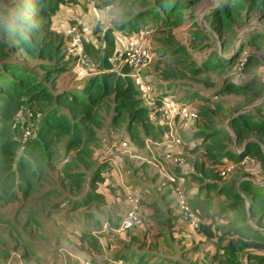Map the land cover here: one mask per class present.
<instances>
[{
  "label": "trees",
  "instance_id": "16d2710c",
  "mask_svg": "<svg viewBox=\"0 0 264 264\" xmlns=\"http://www.w3.org/2000/svg\"><path fill=\"white\" fill-rule=\"evenodd\" d=\"M88 2H96L94 6L97 8L114 10L117 17L123 20L118 26L120 30L128 27L129 31L139 32L147 25L157 28V32L161 35L160 42L164 46L160 56L168 57L173 69L171 72L166 67H155L159 70V74L167 79L165 81L184 77L186 69L192 75L201 72V69L194 70L192 66L183 65L189 50L179 44L173 32L183 23L182 12L195 4V0H15L12 2L16 14L11 24H0V35L11 34L17 39V44L13 45L9 52L21 49L26 54L45 62H41L38 66L42 70L40 76L32 69L15 63L9 52L0 50V211L13 202L22 204L29 201L37 202L34 193L43 186L50 171L55 169V161L58 158H64L61 159L62 162L69 158L73 164L77 159L84 160L85 155L89 153L88 145L96 143L98 130L104 124L100 114L103 106L108 110L112 108L111 122L124 124L126 131L140 147L145 144L142 135L153 142H161L168 131L167 126L157 125L151 120L149 112L156 113V109L145 104L129 75L131 68L125 63L118 64L122 56H117L114 27L102 30L100 23H96L93 33L100 44L97 45L85 37L82 40L84 51L89 63L92 64L90 74L79 86L55 89V79L67 71V67L63 63L64 33L60 35L52 29V18L62 5L77 4L82 9H86ZM252 11H260L261 16L264 17V0H221L209 11L210 22L222 39L223 47L235 34L234 27L241 26L243 15L244 18H248ZM75 21L69 23H77ZM77 25L81 29V26ZM248 44L254 45L252 38ZM241 50L242 47L226 59L217 54L215 63H212V57L208 56L204 66L233 67L240 70L239 74L241 71L247 72L249 65L253 64L252 58L246 56L245 61L239 62ZM179 58L183 60L179 61ZM175 64L181 66L176 69L173 66ZM256 85L262 86L259 93L264 90V83L261 80L253 78L252 75H247V78L239 75L236 78L224 79L212 92L246 96L255 92ZM197 96L195 97L201 100L203 106L196 110L198 115L195 120L196 128L187 140L195 141L193 149L198 152L199 158L193 157L188 165L190 168L186 164L189 170L185 168L183 172L184 176L188 177L186 180L188 184L194 181L197 187L191 191L184 189L187 209L186 211L179 209L180 215L185 216L190 222L194 216H197L198 221L194 229L206 237L217 238V247L212 254V260H217L218 264H239V254L244 249H264V233L252 228H250L251 233L248 234L234 228L224 233L217 230L214 233L212 230L211 226L216 219H223L222 212L225 210L223 207L220 211H215L213 200L226 197L227 189L232 188L229 183L224 182L228 174L223 177L219 173L218 166L223 164V159L219 158V144L214 138L220 136L231 141L232 139L223 127H215L213 115L223 113L221 105L217 104L214 108L209 105L207 97L199 94ZM217 96L218 93L215 94V97ZM263 108L264 101L251 111H241L229 121L237 144H241L242 141L245 143L243 149L238 146L242 149L240 153H236V149L233 148L230 160L235 166H242L240 161L245 156L256 158L255 152L262 157L261 146L251 138L246 141L245 139L250 136L254 138L264 136V119L255 120L250 115L253 111L264 114ZM23 112H30L31 117L35 119L33 123L35 128L31 126L33 134L27 142L22 141L23 133L19 125L21 121L19 116ZM201 119L206 124L200 123ZM251 132L255 134L251 135ZM254 146L258 148L255 152ZM262 160L260 161L264 168V160ZM140 165V169H144L147 163ZM100 170L101 165L93 168L87 183L79 179L80 173L66 171L63 181L60 180L61 185L66 181L69 183V193L79 196L77 206L84 207L83 215L94 221L91 208L96 209L104 203L103 194L95 190L97 181L103 177H100ZM180 175L183 176L181 173ZM249 176L248 173H242L238 186L239 188L243 186L247 192L246 200L245 197L243 198L248 204L250 218L261 224L264 223V183L253 181L248 178ZM200 190L201 192L203 190L202 194ZM54 193L53 189L47 188L39 197L45 199ZM253 259L255 264H264V254H255Z\"/></svg>",
  "mask_w": 264,
  "mask_h": 264
},
{
  "label": "rangeland",
  "instance_id": "374dc122",
  "mask_svg": "<svg viewBox=\"0 0 264 264\" xmlns=\"http://www.w3.org/2000/svg\"><path fill=\"white\" fill-rule=\"evenodd\" d=\"M14 1L15 0H0V24H11V20L16 14V10L13 6L14 4H12V2ZM220 1L221 0H195V4H193L189 9L182 12L184 19L183 23L176 27L173 31L179 44L184 45L189 50V52H187V56L184 58L183 65H185L186 67L192 66V69L194 70L201 69V72H199L198 74L192 75L189 70L186 69L184 77L171 78L169 79L170 82H164L167 79L162 77L159 74V70H157L155 67H166L170 69L171 72L173 71V69H171L172 64L169 58L160 56L164 46L160 42L161 35L157 32V28L147 25L144 26L139 33H134L133 31L132 33L135 34V36H137L136 39L140 40L141 42L137 44L144 46L152 53V64L143 72V75L153 86L154 93L158 91H167V93L171 95L174 102L185 103L194 110H199V108L203 106L201 100L196 98L198 97L197 94L207 97L209 99V105L213 106L214 108L217 104L221 105L223 113L213 115L215 127H223L226 133L231 137L232 141L220 136H217L214 139L219 144V158H222L223 162H225L229 161L232 158L231 153L233 152V148H243V146L245 145L244 141H242L239 145L237 144L232 125L229 124V121L233 116H236L241 111H251L253 108L260 105L264 101V90L259 93V91L262 89V86L256 85L257 89L255 90V92L247 94L246 96L233 93H213L212 90L217 89L216 87H219V83L223 82L224 79L236 78L239 75H242L246 78L247 75H252L253 78L261 80L264 83V17L261 16L260 11H252V13L248 15V18H244L243 15V22L241 26L234 27L235 34H233L231 40L226 44V46L223 47V41L219 38L217 30L211 24V19L208 16L209 11L215 5H218ZM86 4L87 8L86 10L84 9V12L87 19L85 17L84 19L86 20L84 22H80L83 26H85V28L77 21L75 22H77V24L81 26L80 30L83 34V37L92 38L93 42L99 45L100 42L96 39V36L93 33V29L96 25L95 23H93V21H95V18H98V16H96L98 15L96 11L101 8H97L96 6H94L96 2H88ZM76 9H79V7H77ZM73 10V8L70 9V12H72ZM108 14L109 16H112V27L114 26L115 29H118V26L123 20L117 17L114 10L111 11L109 9ZM125 32L130 33L131 31H129L128 27H126L124 29V35L127 36ZM251 38L253 39L254 45L248 44ZM0 42V50L2 49L1 51L9 52L10 48L13 45L17 44V39L11 34H5L3 36L0 35ZM125 47L126 44L125 46L123 44L121 47H119L118 56L123 57ZM241 47L242 52L239 62L245 61L246 56L252 58L251 62L253 64L251 66L249 65L247 72L241 71V74H239L240 70L233 67L218 66L215 68H211L208 66H204V61H207L206 59L208 58V56L212 57L211 62L215 63L218 55L226 59ZM9 53V56L15 63L20 64L23 67L32 69L34 73L41 76L42 70L38 66L41 62H45V60H40L38 58L32 57L26 54L21 49ZM182 60L183 58H179V61ZM75 62L76 61L72 58L64 59L63 63L67 67V71L58 75L55 79L56 90H61L69 86H71L72 88L75 86H79L81 82H83L85 78L90 74V71L86 70L85 65L75 64ZM173 66L177 69L181 66V64H175ZM73 68H75L76 71H74ZM168 85L169 87L167 88ZM216 93H218L217 97H215ZM260 95L262 96L259 97ZM35 109L38 110L37 107H35ZM100 114L104 123L103 126L106 124L111 125L112 122L111 119H109L110 115L108 109H106V106L101 107ZM250 115L254 117L255 120L264 119V114L260 112L253 111L250 112ZM19 117V119L21 120L19 122V125L22 128L21 132L23 133L24 130L29 131L30 135L28 137H31V135L33 134L31 126H34L33 123L35 122V119H33L31 117V114H29L28 112H23ZM203 121L204 120L201 119L200 123L206 124V122ZM162 122L164 123L165 127L167 126L168 131L164 134L161 142H153L149 138H146L142 135L145 144L140 147L130 136V146L127 152L129 153V155L125 158L122 157V163H124L125 165L122 164V167L118 165V170H116L115 172L116 175L120 177L123 183H125L126 179L128 181L131 180L130 182L127 181L128 183L126 184H130L131 189L144 199L143 203L141 204L142 209L146 208V211L149 210V208L151 207L149 203L151 198V201L156 200L158 202V209H156L155 212L161 214L164 212V209H166L170 204H173L175 206L177 204L176 192L174 191L173 186L176 181L171 180V178H173L175 175L177 167L173 165L169 160H167L164 155L166 153H169L175 157L183 159L187 165H190V159L195 155L196 152L193 149V146H191L190 149H187V159H184L183 151L186 147L182 149V153L176 152L174 150H167L165 148L166 142L173 143V141L175 142L174 138H179V142L180 140L186 141L187 139H189L195 131L197 121L188 122L183 118H177L173 126H168L165 119H163ZM113 125L116 126V133L111 141H119L122 139L120 138V136L123 134V124L114 123ZM183 128L184 132H180ZM103 132L104 128H101L99 131L100 137H103ZM254 134V132H251V135ZM249 138H251L253 142H257L259 146H261L263 154L262 157L261 155H258V153L255 152L258 148L257 146H254L253 151L255 152V154H257L255 155L256 158L252 159L245 156L246 158H244L245 160L243 161L242 166H233L232 170L228 173V176L224 180V182L229 183V186H231L232 188L227 189L226 197L222 196L213 200L215 211H220L223 207L225 208V210L222 212L223 219L216 225V230L221 233H224L225 231L227 232V230L228 232H230L232 231V228L238 229L244 234L251 233L250 228L264 233V223L257 224L255 219H251L249 217L246 206L247 202H245L243 198L245 197L246 200L247 192L243 188V186H240V188L238 186L240 182L239 178L242 173H248L250 175L248 178L253 179V181L264 183V168L262 167L260 161L262 159L264 160V136H259V138L250 136L246 138L245 141ZM191 143H193L194 145L195 141H191ZM97 144L98 142H94L88 145L89 153L85 155L83 161L77 159V161L73 164L69 160V158H67V161L63 162L62 160L64 158H58L55 161V169L50 171L49 177L42 184L43 186H40L38 188V193H34V197H36V199L38 200L37 202L29 201L27 203L25 202V204H22L20 202L17 203L18 205H8L0 211V264H8V262L11 260V252L9 254V250L11 249H15L14 251H16L18 255L22 253L17 249L21 250L22 252H26L28 243H31V239L34 238V236L28 235L31 232L29 224H26L23 227V224L28 222V210H34L37 213L39 220L44 218V220L42 221L44 225H41V238L38 236L39 240L33 242V244L35 245L39 244L40 248H34L33 250H31V253H34L32 254L33 257L37 258L38 262L35 260L37 264H50L51 259L54 258L53 250L55 249H53L52 247L55 244H60V241L55 238L56 236H54V234H52V229L53 227H55L56 223L66 225V229H70V231L72 230V227H76L79 224L82 226L84 225L85 222L83 220L81 209H79V207L73 208L74 205H77V203L75 202L76 195L69 193V183H67V181L62 184L63 186L61 185V181H63V177L65 175L64 171H66L69 173H80L79 179H81L85 183L89 182V179L93 172L92 170L94 161H97V157L95 156L94 152L98 148ZM160 145L162 146L160 147ZM181 145L182 144H180L178 148H181ZM94 148L96 149L94 150ZM144 162L147 163V170L144 171L145 169H141L140 171V164H143ZM103 167L104 165L102 164L101 170ZM132 171H136L137 173H132ZM143 172L149 173V176L154 174L156 178L159 177L160 180V182H156V186L152 189L151 193H149L148 196L147 194L141 195L142 193L139 191L141 189V181L143 182L141 178ZM158 174H160L162 177ZM165 176H167L168 179L165 178ZM109 181L110 179H108L107 184L105 185V189L107 191L110 187H113L114 189L117 188V183L114 180L113 185H110ZM217 184L219 185L220 183L218 182ZM181 186L183 189H185L183 183H181ZM161 187H164V189L162 188L160 190ZM47 188L53 189L55 193L50 194L49 196L45 197V199H41L39 197L40 193ZM169 193L172 195L171 197H167ZM123 196L124 194L122 193L121 198H123ZM21 204L23 205V207H21ZM28 205L30 206L28 207ZM55 205L57 207H54ZM45 211L48 214L42 213ZM161 214H156L155 220H160V223H156L154 225V228L162 227L157 231H164L166 233V236L169 237V235L171 236V227L173 226V224L168 226V221L159 219L163 218ZM48 215H50V217ZM146 217L147 216L145 215V212L142 211V222L143 218L145 220ZM98 229H100V227ZM130 231L131 229L126 232L129 233ZM55 232L56 235H58V227L55 228ZM172 241L174 245L171 247L172 250L169 249L172 251V256H169L170 259L167 261H159L160 263L175 264L177 262L176 260H179L178 250H182L183 247L185 248V246L184 244L181 245V243V247L177 246V238L172 237ZM22 242L23 244L25 243V245L20 246V243ZM185 242L188 243L187 247H194V240H185ZM165 243H163V245L165 244L166 246H168L167 242ZM205 246V244H201L195 250L200 251L201 255L203 251L202 249ZM33 247L34 246H31V248ZM257 252L264 254V249H244L239 254V264H255L253 255H255L254 253L257 254ZM189 256L190 257L184 258L182 260L183 264H218L217 260H212V255L206 257V260L204 259V257L202 259H197L192 254H189ZM11 263L12 262H10V264Z\"/></svg>",
  "mask_w": 264,
  "mask_h": 264
},
{
  "label": "crops",
  "instance_id": "0c3cea01",
  "mask_svg": "<svg viewBox=\"0 0 264 264\" xmlns=\"http://www.w3.org/2000/svg\"><path fill=\"white\" fill-rule=\"evenodd\" d=\"M77 7H79V9H76ZM72 8L74 10L70 12V9ZM85 10L82 9V7L77 4L72 6H68V5L60 6L59 10L52 18V29L56 31L58 34L62 35L67 28L68 25L67 23H69L68 21L76 20L78 23H80V22H84L87 19L86 14L84 12ZM108 10L109 8H102L96 11V13L98 14L96 16H98V18H95V21H93V23L96 24L97 22H99L102 30H105L107 27H112V23H111L112 16H109ZM85 17L86 19H84ZM80 24L82 25V23ZM83 27L85 28V26ZM139 32H134V33H139ZM113 33L115 36V45L117 52L119 51V47H121L123 44L125 46V44H127L129 40H134L137 43H141L140 40L136 39L137 36H135V34H133L132 31L130 33L125 32V34L127 35L125 36L124 30L114 28ZM85 39H88L89 41L93 42L92 38H85ZM121 63H123L122 58L118 61L119 65ZM73 70L76 71L75 68H73ZM168 82L170 81L168 80ZM168 87L169 85L167 86V88ZM69 88L72 87L69 86L66 87L65 89H69ZM167 94H169L167 93V91L155 92L156 103L160 105L161 97ZM108 112L110 115L109 119H111V115L113 113L112 108H110ZM149 116L155 124L161 126L164 125V123L162 122L163 119L166 120V124H168V126L171 125L173 126L177 118L181 119V117L176 112H173V114L162 113L159 109L156 110V113L149 112ZM101 128H104V132L102 133L103 137H100L99 135V131ZM101 128L98 130V134H97L98 140L96 142H98L97 144L98 148L97 150H95L96 148H94L97 161L96 162L94 161L93 168H95L97 165L98 166L101 165V167L102 164L104 165L102 170H100V177L102 176L103 177L101 180L97 181L95 188L96 191H99L103 194L104 203L100 204L96 209L91 208L92 216L95 219V221L92 218H87L83 215V220L85 222L84 225L82 226L79 224L76 227H72L71 231L70 229H66L67 226L64 224H59V223L55 224V227H53L52 229V234L56 236L55 238H57L60 241V244L59 245L55 244L52 247L55 250H53L54 258L51 259L50 264H80V262L85 259H89L99 264H163L160 263L159 261H167L170 259L169 256H172L171 247L174 245L172 241V237L178 239V242L176 243L177 246L181 247V245L183 244L185 246V248L184 247L183 249L181 248L182 250H178L179 260H176L177 262L175 264H183L182 260L184 258L190 257L189 254H192L197 259H202L204 257L205 260L206 257L212 255L217 247V238L206 237L204 234L196 231L194 229L193 224L189 220H187L185 216L180 215L181 213L179 210L180 208L178 207L179 208L178 209L176 207L177 205L175 206L173 204H170L166 209H164V212L161 214L155 212V210L158 209L157 207L158 202L156 200L151 201L150 198L149 203L151 207L149 208V210L146 211V208L143 209L141 208V211H144L145 215L147 216L145 220L143 218V222L139 225L134 226L129 233L121 231L119 229V223L123 213V198H121V195L122 193L124 194L128 189H131L130 187L131 185L126 184L131 180L128 181L126 179L125 183H123L120 177L116 175L115 172L113 173L111 172L110 173L111 175L109 174L110 176L105 177L103 170L106 168L107 162L115 163L116 165H120L122 167V164L125 165L124 163H122V157L125 158L126 156L129 155V153H127L128 149H125L123 153H119L112 150L111 145L117 142V141H111V139L115 136L116 133L115 132L116 126H114L113 123H111V125L106 124ZM180 132H184V128L181 129ZM122 133L123 134L120 136V138L129 140L130 134L126 131L124 124L122 126ZM180 144H182L181 145L182 147L178 148ZM161 146L162 145H160V147ZM165 146L167 150H172V151L174 150L176 152H181V153L183 151L182 149L186 147L183 151V156L184 159H187L186 158L187 149H190L191 146H193V143H191V141L189 140L186 141L180 140V142L178 143H175L174 141L173 143L166 142ZM193 157L199 158L197 151L195 152V155ZM187 167L190 168V166L188 165ZM185 168H186V163H184L182 169H178V168L176 169L174 177H176L180 183L184 184L185 189H187V191L195 190L197 187V185H195V182L191 181V183L188 184V181H186L188 177H185L183 173L185 171ZM144 169L142 170L146 171L147 167H144ZM139 170L141 171L140 168ZM136 171H132V173H137ZM180 173L183 176H181ZM158 175L161 176L160 174ZM112 178L117 183L116 186L117 188L114 189L113 187H110L109 190L107 191L105 189V185L107 184L108 179H110L109 184L113 185ZM141 178L143 182L141 181V189L139 191L142 194L137 190L141 195L147 194L148 196L149 193H151L152 189L156 186V182L157 181L160 182L159 177L156 178L154 174L149 176V173L146 172L142 173ZM165 178L168 179L167 176H165ZM162 188L164 189V187H161L160 190ZM169 196L171 197L172 195L169 193L167 197ZM75 198H76L75 202L78 203L79 196L76 195ZM141 199L143 203L144 199L143 198ZM17 203L19 202H13L8 205H18ZM74 207L75 208L79 207V209H81L82 211V214L85 211V208L82 206L74 205ZM42 213L48 214L46 211ZM156 214H161L163 218H159V219L168 221V223L166 222L168 226L173 224V226L171 227V236L170 235L169 237L166 236V233L164 231L163 232L157 231L162 227L154 228V225L156 223H160V220L158 221L155 220ZM48 216L50 217V215ZM119 216H120V220H119ZM43 220L44 218L39 220L37 213L34 210L32 211L28 210V222L23 224V227L26 224H29V228L31 232L28 235L34 236V238L31 239V243H28L26 252H22L21 250L17 249L22 253L20 255H18V253L14 251L15 249L9 250V254L11 252V257H10L11 260L8 262V264H10V262H12L11 264H37L36 263L37 258L33 257L32 254L34 253H31V250H33L34 248H40L39 244H37L38 245L37 246L33 244V242L39 240L38 236L41 238L40 232H41V225H44L42 223ZM221 220L222 219L220 218L216 219V222L211 226L214 233L217 232L215 228L218 222H220ZM56 227H58V235H56L55 232ZM99 227L100 229H98ZM191 239L194 240L195 242L193 248L187 247L188 243L185 242V240L190 241ZM165 242H167V245L169 247L165 245L166 244ZM163 243L165 244L163 245ZM201 244H205L206 246L202 249L203 251L202 254L200 255V251H197L195 249H197ZM213 244L215 245V247ZM23 245H25V243L23 244L22 242L20 246ZM31 246L34 247L31 248Z\"/></svg>",
  "mask_w": 264,
  "mask_h": 264
},
{
  "label": "built area",
  "instance_id": "2783aa9c",
  "mask_svg": "<svg viewBox=\"0 0 264 264\" xmlns=\"http://www.w3.org/2000/svg\"><path fill=\"white\" fill-rule=\"evenodd\" d=\"M83 34L78 27L77 23H70L67 25V28L64 32L63 45H64V57L72 58L76 62L75 64H82L86 66V70L90 71L92 64L89 63L88 56L86 55L83 45ZM153 58L152 53L149 49L145 48L142 45L137 44L134 40H129L126 44L125 50L123 52L122 62L127 64L131 70L129 75L136 85L140 95L145 101V104L156 110H160L162 113H172L176 112L181 118L186 121L193 122L197 119V112L194 109H191L185 103L174 102L170 94H167L160 99V105L156 103L155 93L153 86L150 84L149 80L143 75V72L149 68L152 64ZM31 114L30 112H28ZM28 129V128H27ZM29 131L24 130L22 134V141L27 142L30 137ZM175 142L178 143L179 139L174 138ZM130 146V141L128 139H121L111 145L112 150L123 153L125 149H128ZM243 149V148H242ZM242 149L236 148V153L241 152ZM122 151V152H121ZM164 157L169 160L173 165L178 169H181L184 160L178 157H175L169 153H166ZM243 157L240 161V164L245 160ZM164 159V160H166ZM117 166L115 163L107 162V166L104 169V176H110L111 172H116ZM235 166V163L231 160L223 162L222 165L218 166L219 173L225 177ZM110 174V175H109ZM174 183V191L176 192L177 205L178 207L186 211L187 206L185 202V192L181 186V183L176 177L171 178ZM124 208L119 223V229L121 231H128L134 226L142 223V213H141V197L132 189H128L123 196ZM198 217L194 216L192 218L193 226H196ZM80 264H96L91 262L88 259H85L80 262Z\"/></svg>",
  "mask_w": 264,
  "mask_h": 264
},
{
  "label": "water",
  "instance_id": "95a60500",
  "mask_svg": "<svg viewBox=\"0 0 264 264\" xmlns=\"http://www.w3.org/2000/svg\"><path fill=\"white\" fill-rule=\"evenodd\" d=\"M243 148H244V146H243ZM246 206H247V211H248V209H249V207H248V204L246 203ZM248 215H249V212H248ZM250 217V216H249ZM250 250H252V249H250ZM245 252V251H244ZM250 252H252V251H250ZM254 254H256V253H254ZM257 254H261L260 252H257Z\"/></svg>",
  "mask_w": 264,
  "mask_h": 264
}]
</instances>
